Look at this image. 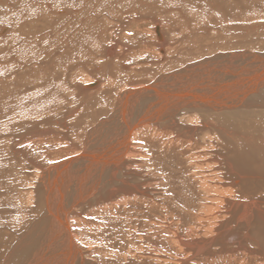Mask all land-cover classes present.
<instances>
[{"label": "bare ground", "instance_id": "bare-ground-1", "mask_svg": "<svg viewBox=\"0 0 264 264\" xmlns=\"http://www.w3.org/2000/svg\"><path fill=\"white\" fill-rule=\"evenodd\" d=\"M117 1L3 56L0 264H264V0Z\"/></svg>", "mask_w": 264, "mask_h": 264}, {"label": "rangeland", "instance_id": "rangeland-1", "mask_svg": "<svg viewBox=\"0 0 264 264\" xmlns=\"http://www.w3.org/2000/svg\"><path fill=\"white\" fill-rule=\"evenodd\" d=\"M102 1H104V2H102ZM114 1L115 0H97V1L96 0H78L77 3H74V4H76L75 6H67L71 2L70 0H60L59 2H57L56 0H35V2H33L32 4H30L31 2L29 0H7V1L4 0V2L0 3V22H2L4 25H6L8 27V30L6 31L3 28L6 33L4 32L5 35L0 37V48H1L0 59H2V61L0 60V69H6L5 68L6 65L4 64V63H6V60L3 59V56L6 55L5 58L11 64V66L8 68L16 67L18 64V61H20L18 56H17L18 51L20 49H24V48H31V46H34L36 44V41L39 42L43 38V36L50 38V40H52V42H54V43L57 41L55 43V45H57L59 42H61V44H62L61 39H63L65 36H67V34H68V36L72 35V33H73L72 27L74 25H78L77 22L78 23L81 22L83 18L90 19L92 17L90 14H86V17H84L85 16V13L83 12L85 9L84 7H86V6L90 7V6L99 5V4L102 5V3L105 5V7L106 6L112 7L113 6L112 3ZM46 2H48L49 4L50 3L54 4L53 9H56L57 7L61 6L60 8L61 9L63 8L64 12L65 11L69 12L68 14H70L71 16L76 17L77 12L79 11L81 17H80V19H79V17H77L72 21L65 20L64 18H66V16H64V14L62 15L63 17H61L60 14H54V15H50V16H48V15L43 16L42 15L39 17L36 14V12L44 10L46 7V5H45ZM9 3L12 6L9 7ZM65 3H68V4H65ZM93 3H94V5H92ZM105 10H106V8H104L103 12H106L108 9L106 11ZM7 11H9L8 12L9 14H6ZM156 12H157V10H156ZM33 13H35V14H33ZM101 16H105V15L103 13H100L96 16V18H100ZM84 20H86V19H84ZM179 20H181V22ZM179 20L175 18L174 25L172 27L174 28L176 26V29L180 28L179 31H183L182 30V28H183L182 19L180 18ZM89 21H92V23H94L93 24V30L95 28H97L96 23L92 19ZM96 21H97V19H96ZM69 22H72V24L70 25ZM66 24H68V25H66ZM148 24L149 25L147 27H149V28L153 27V25L150 24V22ZM179 26H181V27H179ZM68 29L72 30V32ZM176 29H171L172 31L169 29L171 33L170 32H168V33L170 35H175L177 33ZM47 30L48 31L51 30L52 36L43 35L47 32ZM134 32L135 31L132 29L131 33L129 32V34H127V36H126L127 42H131L132 40H135V38H137L138 34L137 33L133 34ZM4 33H2V34H4ZM139 35H141V34H139ZM53 37L57 40H55ZM59 37H63V38H59ZM137 39H139V38H137ZM234 41H235V39H234ZM234 43H237V42H234ZM256 43H258V41H256L255 44ZM7 47L9 48L8 50H7ZM218 50L219 51L223 50V52H228V50H225V49H218ZM262 50H264V49H262ZM244 51L249 52V53H256L255 51H252V50H244ZM214 52H217V51H214ZM28 54H30L29 51L27 53H25L24 55L27 56ZM11 55H12V57H11ZM41 57H43V56L41 55ZM56 57L59 58L60 55L54 56V58H56ZM49 58L50 57L47 58V56L45 57V59H47V60H49ZM98 59H99V57H98ZM132 59L130 61H132ZM55 65H57V63ZM227 241H228V243H231L232 240H227Z\"/></svg>", "mask_w": 264, "mask_h": 264}]
</instances>
